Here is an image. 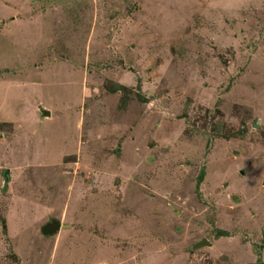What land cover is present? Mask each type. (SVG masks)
I'll return each mask as SVG.
<instances>
[{
	"label": "rangeland",
	"instance_id": "obj_1",
	"mask_svg": "<svg viewBox=\"0 0 264 264\" xmlns=\"http://www.w3.org/2000/svg\"><path fill=\"white\" fill-rule=\"evenodd\" d=\"M0 264H264V0H0Z\"/></svg>",
	"mask_w": 264,
	"mask_h": 264
},
{
	"label": "water",
	"instance_id": "obj_2",
	"mask_svg": "<svg viewBox=\"0 0 264 264\" xmlns=\"http://www.w3.org/2000/svg\"><path fill=\"white\" fill-rule=\"evenodd\" d=\"M39 110L42 114V116H51V111L49 109H46L42 106H39ZM67 224H62L60 220L58 219H52L50 222L46 223L42 227V232L45 235H53L57 233L63 226H66ZM211 245V242L207 239H202L200 242L197 243V246H202V245Z\"/></svg>",
	"mask_w": 264,
	"mask_h": 264
},
{
	"label": "trees",
	"instance_id": "obj_3",
	"mask_svg": "<svg viewBox=\"0 0 264 264\" xmlns=\"http://www.w3.org/2000/svg\"><path fill=\"white\" fill-rule=\"evenodd\" d=\"M120 88H121V87H118V89H120ZM203 176H204V174H203V175H201V179H204V177H203ZM201 179H200V180H201Z\"/></svg>",
	"mask_w": 264,
	"mask_h": 264
},
{
	"label": "clouds",
	"instance_id": "obj_4",
	"mask_svg": "<svg viewBox=\"0 0 264 264\" xmlns=\"http://www.w3.org/2000/svg\"><path fill=\"white\" fill-rule=\"evenodd\" d=\"M46 117H49V116H46Z\"/></svg>",
	"mask_w": 264,
	"mask_h": 264
},
{
	"label": "crops",
	"instance_id": "obj_5",
	"mask_svg": "<svg viewBox=\"0 0 264 264\" xmlns=\"http://www.w3.org/2000/svg\"><path fill=\"white\" fill-rule=\"evenodd\" d=\"M102 261H100V263H101Z\"/></svg>",
	"mask_w": 264,
	"mask_h": 264
}]
</instances>
